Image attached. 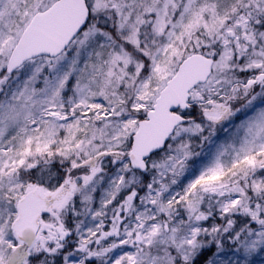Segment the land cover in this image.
Returning <instances> with one entry per match:
<instances>
[{"label": "snow or ice", "instance_id": "obj_1", "mask_svg": "<svg viewBox=\"0 0 264 264\" xmlns=\"http://www.w3.org/2000/svg\"><path fill=\"white\" fill-rule=\"evenodd\" d=\"M264 0H0V264H257Z\"/></svg>", "mask_w": 264, "mask_h": 264}, {"label": "rangeland", "instance_id": "obj_2", "mask_svg": "<svg viewBox=\"0 0 264 264\" xmlns=\"http://www.w3.org/2000/svg\"><path fill=\"white\" fill-rule=\"evenodd\" d=\"M257 264H264V257H258Z\"/></svg>", "mask_w": 264, "mask_h": 264}]
</instances>
